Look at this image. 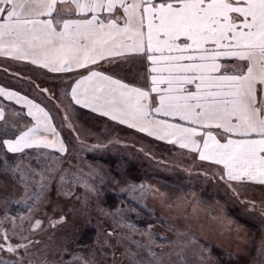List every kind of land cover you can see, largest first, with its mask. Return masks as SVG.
Instances as JSON below:
<instances>
[{"label": "snow or ice", "instance_id": "1", "mask_svg": "<svg viewBox=\"0 0 264 264\" xmlns=\"http://www.w3.org/2000/svg\"><path fill=\"white\" fill-rule=\"evenodd\" d=\"M0 56L76 72V104L222 166L218 178L230 188L264 189V0H0ZM0 98L24 103L37 122L0 139V149L54 146L38 134L56 135L39 104L3 86ZM0 121L7 126L3 107ZM4 219L13 227L0 232V252L21 258L0 264H47L26 259L42 222L25 235ZM125 255L129 264H162Z\"/></svg>", "mask_w": 264, "mask_h": 264}, {"label": "rangeland", "instance_id": "2", "mask_svg": "<svg viewBox=\"0 0 264 264\" xmlns=\"http://www.w3.org/2000/svg\"><path fill=\"white\" fill-rule=\"evenodd\" d=\"M87 119L90 127L101 123ZM14 120L0 123V139L26 126ZM59 123L69 145L65 155L0 149V232L13 227L5 216L25 235L31 223L42 222L43 231L32 237L39 243L26 259L129 264L131 249L145 262L162 264H264L262 191L230 188L218 169L181 152L161 153L130 132L89 136V129L77 137ZM139 140L144 147L135 145ZM10 258L21 254L0 252V259Z\"/></svg>", "mask_w": 264, "mask_h": 264}, {"label": "crops", "instance_id": "3", "mask_svg": "<svg viewBox=\"0 0 264 264\" xmlns=\"http://www.w3.org/2000/svg\"><path fill=\"white\" fill-rule=\"evenodd\" d=\"M110 67L111 66L109 65H105L103 70L107 71ZM77 78L78 75L76 72L71 74L47 73L46 69H39L37 66L32 65L27 61H15L7 56H0V86L16 91L21 96H27L28 99L33 100L34 103L39 104L40 107L51 117L50 123L56 131L55 136L50 132H45L43 128H41L38 133L39 135L48 136L49 143L53 144V147L24 148L22 152L10 154H22L29 150L50 151L59 155L67 154L69 145L66 140L65 132H63L57 124L59 122H64L69 124L70 131H73L74 135L77 137L89 129L92 130V132H87L89 133L87 134L89 136H93V133H96L97 130H99L103 136L114 135V133H117L118 131H127L143 141H148V144L151 147L154 145L153 147L155 148L159 145L162 146V148L169 150V153L165 154L176 155L178 152H181L187 157H191L195 162H202L205 165L209 164L218 170L222 167L213 165L209 161L199 160L198 155L190 149H182L178 145L169 143L167 140L157 139L155 136H148L147 133L140 132L136 128L128 127L127 124H121L118 121L112 120L109 116H104L99 111L94 112L89 107H83L80 104H76L71 99V86L73 81ZM42 89H47V91H41ZM0 107L5 109V115L8 118V121L10 118H15L14 122H20L21 119L26 121L25 127L21 128L19 132L5 137V139H11L19 135L21 131H27L29 128L36 127L37 122L32 116L28 115V108L24 103H16L15 100L10 101L0 98ZM11 115L13 116L11 117ZM58 116H60L61 121L57 119ZM87 118L100 120L101 123L90 127L88 124H93L94 122H91L92 120H88ZM157 118L165 119L163 116H158ZM61 144H63V151L60 150ZM135 145L139 148L144 147L140 140ZM4 150L9 154L6 148H4ZM235 185L236 184L233 186ZM243 186L255 187L264 194V189L259 185L248 184Z\"/></svg>", "mask_w": 264, "mask_h": 264}, {"label": "trees", "instance_id": "4", "mask_svg": "<svg viewBox=\"0 0 264 264\" xmlns=\"http://www.w3.org/2000/svg\"><path fill=\"white\" fill-rule=\"evenodd\" d=\"M0 123H4V122H3V121H0ZM4 124H5V123H4ZM57 124H58V126L62 129V131L65 132V131H64V128H62L61 124H60V123H57ZM4 130H5V129H4ZM9 134H10V132L8 133V131H7L5 136H6V137H7V136H10ZM155 148H156L158 151H160V152L162 153V146L157 145ZM3 149H4V148H3ZM110 162H111V161H110ZM133 166H134V165H133ZM132 168H133V167H131V169H130L131 172L134 173V174H138L137 172H139V169H137V168L135 169V168H134V169H135V170H134V169H132ZM109 200H110V201H113L112 198H110ZM140 213H142V212H140ZM135 215H136V214H135ZM127 216L130 217V221L134 222V224L137 222L136 220L131 219V218H133L134 215H132V217H131V216L128 214Z\"/></svg>", "mask_w": 264, "mask_h": 264}]
</instances>
